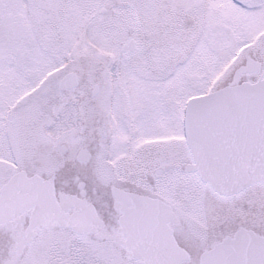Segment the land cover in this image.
Segmentation results:
<instances>
[{
  "label": "snow or ice",
  "instance_id": "6c2138e0",
  "mask_svg": "<svg viewBox=\"0 0 264 264\" xmlns=\"http://www.w3.org/2000/svg\"><path fill=\"white\" fill-rule=\"evenodd\" d=\"M0 264H264V0H0Z\"/></svg>",
  "mask_w": 264,
  "mask_h": 264
}]
</instances>
